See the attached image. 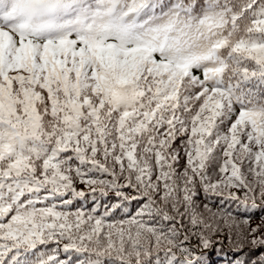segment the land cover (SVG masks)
<instances>
[{
  "label": "snow or ice",
  "instance_id": "snow-or-ice-1",
  "mask_svg": "<svg viewBox=\"0 0 264 264\" xmlns=\"http://www.w3.org/2000/svg\"><path fill=\"white\" fill-rule=\"evenodd\" d=\"M257 208L264 0H0V264H264Z\"/></svg>",
  "mask_w": 264,
  "mask_h": 264
},
{
  "label": "trees",
  "instance_id": "trees-1",
  "mask_svg": "<svg viewBox=\"0 0 264 264\" xmlns=\"http://www.w3.org/2000/svg\"><path fill=\"white\" fill-rule=\"evenodd\" d=\"M77 188H85L84 184H81L79 182H77ZM200 202L201 203H207L209 205L210 208H212L214 211L216 210V207L219 204V199L216 197H208L207 199H205V197L203 196V194L201 195L200 198ZM81 204H83L84 208L86 210H90L91 207L93 206L92 204V198L91 196H89L87 198V200L85 201H81V200H77L74 201L73 206H70L68 209V211H75V209L77 207H80ZM257 204H260V201H257ZM131 208H135V204L133 203L131 206ZM225 207L229 208L230 210H235L236 209V205L235 204H227L225 205ZM264 216V209H260L257 208L253 215L251 216V221L253 224H257L260 222L261 217ZM119 218V216H118ZM242 217H238V219H240ZM215 239H219L221 241V243L216 244L215 247L211 250H206V254H207V259L209 261V264H227V261L230 260L232 258L233 252L231 251L232 248L235 247V238H233V242L230 243L229 240L227 239L226 235H222V236H217L213 238ZM195 242V241H193ZM261 253H264V249H258L255 253H253V257H259L261 255ZM73 257H75L77 254L72 253L71 254ZM62 258H65L62 254ZM83 258V257H81Z\"/></svg>",
  "mask_w": 264,
  "mask_h": 264
}]
</instances>
